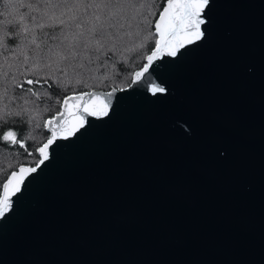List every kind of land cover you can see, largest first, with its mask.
Segmentation results:
<instances>
[{
	"label": "water",
	"instance_id": "obj_1",
	"mask_svg": "<svg viewBox=\"0 0 264 264\" xmlns=\"http://www.w3.org/2000/svg\"><path fill=\"white\" fill-rule=\"evenodd\" d=\"M203 14L183 55L47 122L48 159L0 216V264H264V0Z\"/></svg>",
	"mask_w": 264,
	"mask_h": 264
},
{
	"label": "trees",
	"instance_id": "obj_2",
	"mask_svg": "<svg viewBox=\"0 0 264 264\" xmlns=\"http://www.w3.org/2000/svg\"><path fill=\"white\" fill-rule=\"evenodd\" d=\"M167 1L0 0V134L25 138V148L0 141V198L13 172L39 164L47 122L68 97L132 84Z\"/></svg>",
	"mask_w": 264,
	"mask_h": 264
},
{
	"label": "snow or ice",
	"instance_id": "obj_3",
	"mask_svg": "<svg viewBox=\"0 0 264 264\" xmlns=\"http://www.w3.org/2000/svg\"><path fill=\"white\" fill-rule=\"evenodd\" d=\"M208 0H188L185 3H174L173 0H169L167 7L161 13L160 23H157L156 28L160 34V39L155 41V51L151 53L147 57L149 62L153 60V58L160 56L161 53H164L168 56H176L183 55L182 52H179V49L184 46L186 43H193L195 40H198L203 37L204 31L201 30V25L205 23L207 19L206 14H203L204 8L207 6ZM7 7V5H5ZM23 6V5H21ZM34 19V18H33ZM23 17H21V22ZM8 24H12V21H6ZM19 23V22H18ZM41 27L43 25H40ZM103 35V30L100 32ZM148 66L145 65L143 68V72H147ZM143 72H138L135 75L140 77ZM39 83V80L35 81ZM28 84L34 83L33 80L29 79L27 81ZM149 83V82H146ZM151 90L155 95L157 92H163V88H157L154 84H150ZM36 95L35 92L32 93ZM67 100L64 101L67 104ZM88 115H106V108L102 107L99 109L88 108L86 109ZM51 123V121H48ZM84 121H78L77 126H82ZM63 133V137L67 138L68 133L63 129L60 130ZM71 131V130H69ZM58 136L57 131L52 132L51 138L48 139L47 143L42 147H39L37 151L40 153V156L43 158L39 162L42 164L45 159H48V153L46 149L51 145ZM0 141H3L9 145L19 144L20 148H25V138L21 134L20 139H17V131L12 129L5 130L2 134H0ZM55 149H53V152ZM31 155V153H29ZM36 168L33 167L31 169H26L21 167L20 174L17 176L15 172L12 173L11 179H9L8 183L5 184L4 187V195L0 198V216L3 215L5 210L10 209L11 205L9 203V197L11 194H15L20 190V185L24 180L25 173L35 172ZM11 185V187H9Z\"/></svg>",
	"mask_w": 264,
	"mask_h": 264
}]
</instances>
